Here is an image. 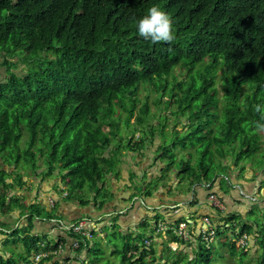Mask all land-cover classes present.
I'll return each instance as SVG.
<instances>
[{"label": "trees", "instance_id": "trees-1", "mask_svg": "<svg viewBox=\"0 0 264 264\" xmlns=\"http://www.w3.org/2000/svg\"><path fill=\"white\" fill-rule=\"evenodd\" d=\"M0 53L5 66V77L0 81V152L11 145L18 148L26 129L31 138L28 150L32 165L36 171L39 162L38 168L44 169L40 180L46 181L44 176L53 174L50 185L61 192L66 190L69 200L77 199L85 205L89 200L84 199V189L95 199L99 195L103 200L113 196L105 187V176L117 173L116 157L121 159V154L115 151L104 126H115L112 115H116L119 101L120 106L130 108L126 116L130 119L139 100V85L148 84L156 93H165L169 83L157 86L153 79L170 74L176 65L183 67L191 79H173L167 102L177 104L181 112L190 109L188 126L196 118L198 125L168 146L162 148L159 143L155 155L160 159V176L165 168L176 171L169 148L184 149L186 139L200 155L198 170L187 160L177 171L188 186L202 180L213 183L217 176L209 178L211 170H219L227 184L231 179H244L247 169L252 170L253 178L259 171L264 173V0H0ZM13 57L27 66L26 72L9 67L14 65L9 60ZM217 66L220 87L213 84ZM149 115L144 102L136 124ZM149 132L153 138V129ZM160 134L164 135L163 129ZM22 157H27L26 153L18 152L16 163ZM0 159L10 164L2 156ZM10 173L0 170V187L10 191L16 181L25 184L19 171H14L18 175L13 184L6 183ZM260 182L264 184V179ZM134 184V197L139 199L143 198L139 194L151 195L158 187L156 181L149 187L139 180ZM73 190H79V194ZM8 194L0 191V226L6 225L3 218L13 208H20L26 213L27 226L9 231L14 245L20 242L27 253L34 251L35 255L49 251L38 262L19 253L21 264H58L52 258L57 255L53 251L59 242L27 231L33 226L32 215L35 219L55 216H42L34 205ZM208 202L215 212L222 213L217 218L203 217L209 220L216 237L225 228L232 226L233 230V238L226 235L224 241L219 239L220 249L225 251L223 263L260 250L258 264H264V212L246 219L252 208L243 216L239 212L224 213L225 209ZM83 218L92 220L83 215L67 221ZM179 222L186 223L187 238L175 232ZM165 223L156 219L152 225L156 232L167 230L160 253L168 251L171 258L166 256L162 261L158 257L150 242L156 232L149 230L146 238L125 237L123 246L111 249L112 256L121 255L117 264H182L184 259L188 264H212L208 245L213 241L203 240L202 223L197 233L196 224L190 226L185 219ZM165 226L166 230L160 229ZM63 231L78 243L76 256L85 251L87 264L113 263L111 258L100 261V247L91 241L93 231L87 230L90 237ZM244 234L246 244L238 246L237 240ZM173 243L176 248L170 246ZM10 254H0V264H16L14 253Z\"/></svg>", "mask_w": 264, "mask_h": 264}, {"label": "rangeland", "instance_id": "rangeland-1", "mask_svg": "<svg viewBox=\"0 0 264 264\" xmlns=\"http://www.w3.org/2000/svg\"><path fill=\"white\" fill-rule=\"evenodd\" d=\"M1 54V53H0ZM9 60H11L14 65H10L9 67H11L13 69V71H16L18 73L21 72H26V68L27 66L22 64V62L17 58V57H13V58H9ZM4 64L2 63L1 60V55H0V81H3L4 77H5V66H3ZM199 65L195 66L198 67ZM203 66V65H202ZM220 76H221V71L218 69V66L216 67V72L214 74V82L213 84L215 86L220 87L219 84V80H220ZM173 79L179 81V80H190L191 77L188 76V74H186V71L183 67L178 66L175 69L172 70V72L168 75H165L162 78L156 77L154 80V82L157 84V86L160 85H166L167 82V87L165 88L164 92L165 93H156L155 91L152 90V88L150 87V85L148 84H141L138 86V90L136 92V96L138 97V102L136 103V107L133 111L132 116L129 118H127V114L130 110V108H126V107H122L121 105V101H118V97H115V113L116 115H112L113 119H114V127H106L104 126V132L108 133V136L112 138V145L114 148H116V152L121 154V159L119 157H116L119 162L117 161V168H122V162H123V157L122 156H126L127 158L129 157V155H134V153L130 154L128 153V149L130 148V150H134L138 152V149L142 146L143 148H146L147 145H149L150 149L147 150L148 153L145 152L146 155H143L144 158V166H142V163H139V165L141 166V171L136 172L137 174V178H132L130 177V180L135 183L138 180L140 181V184L144 187H149L151 186V184H153L155 181L159 187L160 184H162L163 182H172V179L174 177L175 174H177V171L180 170V167H182V164L184 162H186L187 160H189V163L191 165H193L194 169H197V163L200 160V155L199 153H197L195 151V146H193L190 142V140L186 139L184 142L185 148L182 149L181 146H176V147H172L170 146L169 151L171 152V154L173 155V159L175 161L174 166L172 167V169L176 170L173 171L171 169L165 168V174H162L160 176V171L158 168V166H156L159 163L158 156L155 155L156 153V149L157 146L160 144H162V148L166 145L168 146L169 144H171L172 140H175V138H180L183 137V133L185 131L191 130L192 128H194L195 126L198 125V119H193V125H191L192 127H188L189 121H188V117L190 115V109H187L186 111H179V107L177 104L173 103H168L167 99H169V92H170V88H171V83H173ZM153 82V83H154ZM155 88V87H154ZM126 96H129L127 93L125 94ZM181 94H179L180 96ZM177 97L175 96V99ZM144 102H147L148 108H149V112L150 115L147 119L142 120L138 125L136 124V115L139 112V108L143 105ZM130 103V100H127V104ZM179 115V117L181 118H177L176 116ZM153 129L154 135L153 138H151V134H150V130ZM163 129L164 130V135L160 134V130ZM176 131V132H175ZM164 139L166 141H164ZM30 135L28 134L27 130L25 129L23 131V133H21V139L18 142V148H16L14 145L8 146L7 149L5 151H1L0 152V156L3 157V159H7L5 160L6 162L10 163V164H3V160L0 159V170L4 169L7 170L8 172H11L10 174H8L5 181L8 184H13L15 181V176L16 174L18 175V173H14V171H19L20 174H22V180L25 182L24 185H22L21 183L17 184L16 182L14 183L13 189L10 191H6L2 186L0 187V191L1 192H9V196L14 195L18 198H20L22 200L23 203H25L26 205H34L35 209L37 211H39V213L42 216H45V214H49L55 217H51V218H46L45 220L49 221L48 223L56 224V221L58 216L57 212H58V206L56 205H52V203H48L50 200L46 199L45 196V191H43V184L46 183V185H50L52 182L51 179L54 178V175H42L44 176V178L46 179V181H41L40 180V175L41 172L44 170L43 168H38L39 166V162H37V166L36 171L32 165V158H31V153L29 152V143H30ZM159 142V143H158ZM40 144V142H39ZM179 145V144H177ZM130 146V147H129ZM192 152L191 154H189L188 152ZM18 152L20 154H24V152L26 153L27 157H22L21 160L19 161V163H16V156L18 154ZM114 153V150H113ZM114 153L113 156H115ZM170 154V153H169ZM37 157V156H36ZM190 159H189V158ZM45 158V156H44ZM136 160V158H135ZM205 162H208V159L205 160ZM140 166L138 167L137 170L140 169ZM150 166H152V168H150ZM15 167L17 168V170H15ZM161 167V166H160ZM249 167L248 164L246 165V168ZM156 170L157 171V176L153 175V173L151 172V170ZM127 170H131L133 171L132 167L128 165ZM147 170H149L151 177L147 178L145 176ZM258 171V170H257ZM129 172V171H128ZM130 173V172H129ZM131 175V173H130ZM219 175V176H218ZM159 176V177H158ZM209 178H214L215 176L219 177L220 182L222 183V186L225 188L227 182L225 181L224 177L221 176V172L218 171H210L208 174ZM258 177L253 178L251 175V178L245 179V183H251L253 182V189H256L255 192H248L246 193L247 196H243V204L241 208V211L244 213L245 215L247 214V212L252 208L253 212L250 214H247L246 219H251L254 218L256 215H262V213L264 212V209H260V207L264 208V184L262 182H260L262 179H264V173L259 171L258 172ZM156 177V178H155ZM155 178V179H154ZM109 179V175L105 176V180ZM137 179V180H136ZM153 180V181H152ZM13 181V182H12ZM11 182V183H10ZM186 182H188L186 179H183V184L186 185ZM109 186V185H108ZM25 187L27 188V190L30 193V197L31 199H28L27 197L22 196L21 194H16L17 192L23 191L25 189ZM52 187H54V185H52ZM178 187V185L176 186ZM3 188V189H2ZM151 188V187H150ZM153 189V188H151ZM16 190V191H14ZM50 190V189H49ZM70 192H72V188L69 189ZM68 190V191H69ZM84 194L85 196H90L91 193L87 190L84 189ZM139 190V189H138ZM79 190H73L74 194H79L78 192ZM243 192V190H242ZM59 194H61L60 191H58ZM244 193V192H243ZM67 194L66 190L64 192H62V196L65 197ZM34 198V199H33ZM136 198V197H135ZM134 198V199H135ZM137 200V199H136ZM258 205H260L258 207ZM21 213L22 210H21ZM244 215V216H245ZM18 217V216H17ZM42 219V217H39ZM37 218V219H39ZM243 218V217H242ZM32 223L35 220L34 215H32ZM40 219V220H41ZM53 219V220H52ZM202 219V218H201ZM241 219V218H240ZM238 218L237 223L240 220ZM206 221V220H205ZM243 221V219L241 220ZM263 222H264V218H263ZM235 223V222H234ZM221 226H223V222L219 223ZM236 224V223H235ZM99 226V225H98ZM58 227V226H57ZM35 228V227H34ZM60 228V227H58ZM15 227H13L12 230H14ZM105 231L108 233V238L112 241L109 242L111 243L114 248H120L121 247V242L122 240L117 236V235H113V232L110 231V229L104 228ZM35 233L38 234L37 229L35 228ZM27 231H29L27 229ZM42 232V231H40ZM18 234H22L21 231H18ZM51 235V231L49 230V232H46V236ZM228 235L229 237L233 238V230H232V226L229 228H225L223 231L221 230V235L216 237V232H214V235L209 237V238H204L203 236V240L206 242H212V245H208L209 247H211V261L212 264H225V261L223 263L224 260V254L225 251L220 249V245H219V239H221L220 241H224L225 240V236ZM11 236V235H9ZM6 237V243L8 246V249H10V251H12L13 257H14V261L16 262V264L19 263V261L21 260L19 258V253L22 254L25 258L27 259H34L36 261V255L34 253V251H32L31 253H27L23 247L22 244L19 242L17 244L18 250L16 249V245H14V243L12 242L10 237ZM216 237V238H215ZM91 241H93L95 243V245H98L100 247V252L101 254L98 255L100 261L106 260L108 258H111L112 253H111V249L112 247L108 244V239L105 240L103 239V237H101L99 232H96L94 234V236L92 237ZM72 246L76 245V243H71ZM174 246V245H173ZM76 248V247H74ZM257 248V246H253V249ZM62 250V246L59 245L58 249L56 251H53V253L58 254L60 251ZM221 253L223 255H221ZM260 250L256 253V251L253 252V254L248 253V254H243L241 257H237L234 260L230 259V260H226V262L230 263V264H258V261H260L258 258L260 257ZM93 256V253L90 254V257ZM113 256L116 257L115 262L120 261L121 255H119V253H115ZM164 257H169V252L166 251L163 254ZM159 257V256H158ZM40 259V258H39ZM39 261V260H38ZM36 261V262H38ZM182 264H188V262L184 259L182 260Z\"/></svg>", "mask_w": 264, "mask_h": 264}, {"label": "crops", "instance_id": "crops-1", "mask_svg": "<svg viewBox=\"0 0 264 264\" xmlns=\"http://www.w3.org/2000/svg\"><path fill=\"white\" fill-rule=\"evenodd\" d=\"M148 149H150L149 145L141 149L142 151L139 153L129 155L128 158L125 155L122 156V168H118L117 173L113 172L106 175H109V179L105 180V187L113 195L109 198L103 200V197L100 195L96 199L94 194L90 196L84 195V199L87 198L89 202L82 205L79 200H69L62 196L60 190H55L51 185H46V183H44L43 191L46 193V199H53L55 201L54 205L57 204L58 206L57 214H60L58 217L63 220L70 221L82 217L83 215L91 217L92 221L86 223V228L93 231V235L99 232L103 239H108V244L112 249H114V246L109 243L112 241L107 237L108 233L104 228L110 229L113 235H117L122 240L121 246L124 245L125 237L137 239L138 235H142L143 238H146L149 235V230L154 229L152 224L156 219L158 221H164V223L166 222L165 224L185 219L190 226L191 224H196L197 228L195 231L197 233V229L202 223V219L205 215H210L215 218L222 216V213L218 214L208 204L207 196L209 192H216V196L222 200L219 199L225 206L224 213L239 212L241 215H245V212L243 213L241 211V208H243V196H247L246 193L255 192L256 190L253 189V182L250 184L245 183V179L252 175L251 169L246 170L244 179H239V181L231 179V182L235 183V185L233 186L232 183H228L226 184L227 188L222 186L219 177H216V179L213 178L215 179L213 183H211V181L207 182L202 180L201 182L194 183L192 186H188V182H186V185L183 184V180H180L178 175L175 174L172 182H163L159 187L152 190L151 195L145 196V194H139V196L144 198H140L142 201L134 199L136 193H133V190H135L133 185L136 184L130 180V177L133 178L135 176L134 178H137L136 172L143 169L139 163H142V166L146 165L144 164L145 157L143 155H146L145 152L148 153ZM133 152L137 151L129 150L128 153L132 154ZM128 165L132 167L133 171L127 170ZM139 166L140 169L137 170ZM156 166L160 168L161 165L158 163ZM150 168H152V166H150ZM149 172L150 171L147 170L145 174L147 178L151 177ZM151 172L153 175H157L156 170L153 169ZM59 181L58 179L57 182L59 183ZM210 184H212L211 187H209ZM177 185L178 187H176ZM58 191H60L61 194H59ZM16 194H21L28 199L32 197L26 187L23 191L17 192ZM132 196L133 199L131 198ZM25 215L26 213H21V209L16 207L3 218L6 225L4 227L0 226L1 255H11L10 249H8L6 243V237L11 235L9 231H11L13 227L21 229L27 226V218ZM49 221L45 220L44 217L41 220L35 219L28 233L37 234L35 233V228L37 232L39 231L38 234L42 235H46V232L48 233L49 230L51 231V235L48 236L49 239L59 242L62 246V250L52 258V261H56L58 264H87L85 251H82L81 254L76 256L74 247L71 245V238L66 235L65 231L58 228L55 223H48ZM145 224L147 225L145 226ZM201 228H203V224H201ZM166 231L161 233L159 231H154L156 232L155 236L150 240L156 248V254L163 258L162 261L165 258L160 252L162 251L164 241L167 239ZM9 237L11 238V236ZM15 247L18 250L17 245ZM186 250H188V248ZM111 259L113 260L112 264H114L116 258L111 256ZM19 263L21 264L22 261ZM117 263L118 262H115V264ZM43 264H50V262H44Z\"/></svg>", "mask_w": 264, "mask_h": 264}, {"label": "built area", "instance_id": "built-area-1", "mask_svg": "<svg viewBox=\"0 0 264 264\" xmlns=\"http://www.w3.org/2000/svg\"><path fill=\"white\" fill-rule=\"evenodd\" d=\"M207 199L210 201V203L214 207L221 209V210L224 209L223 203L217 198V196L215 194L210 193L208 195ZM50 203H52V200H50ZM55 221H56V223H58L59 227L63 228L64 230H72L75 233H80L81 235H84L87 237L91 236L90 233L86 230V226H85L86 223H89L90 220H88L86 218L80 219V220L75 221L73 223L65 222L62 220H55ZM204 222H205V224H204L203 228L201 229V234L204 238H209V237L214 235V229L211 228L212 226L210 225L209 220L207 218H204ZM160 229L166 230V226L161 227ZM157 231H158V229H157ZM175 232L178 235H181L183 238H187L188 237V230H187L186 223L185 222H179V224L175 228ZM246 238H247V236L244 234L241 238L238 239V244L239 245H245L246 244ZM73 243H76V245H74V247H78V243L76 241H74ZM48 253H49V251L36 254V256H35L36 261H38L42 257L46 256V254H48Z\"/></svg>", "mask_w": 264, "mask_h": 264}, {"label": "clouds", "instance_id": "clouds-1", "mask_svg": "<svg viewBox=\"0 0 264 264\" xmlns=\"http://www.w3.org/2000/svg\"><path fill=\"white\" fill-rule=\"evenodd\" d=\"M176 67H178V65H176L175 67H174V69L176 68ZM170 73V72H169ZM163 75H165V78H166V74H163ZM146 117V119L149 117V116H145ZM193 121V120H192ZM188 127H192V126H188ZM185 132H187V131H185ZM159 143V142H158ZM129 150L130 149H128V152H129ZM130 151H134V150H130ZM140 151H142V150H140V149H138V152H133L134 154H137V153H139ZM50 200H52V205H54L55 204V201L53 200V199H50ZM49 203H50V201H49ZM51 204V203H50ZM224 209H225V206H224ZM224 209H222V210H224ZM221 210V209H220ZM57 220H60V219H57ZM62 221H65V222H69V221H67V220H62ZM90 221H92V220H90ZM202 224H203V226H204V224H205V222H204V218L202 219ZM75 222V221H74ZM71 223H73V222H71ZM56 225L59 227V225H58V223H56ZM60 229H62V230H64L63 228H61L60 227ZM202 229V228H201ZM201 229H200V233H201ZM86 230H88L87 228H86ZM73 243V242H72ZM174 245V246H173ZM237 245L239 246V244H238V240H237ZM170 246L171 247H173V248H176V245L173 243V244H170ZM74 247V246H73ZM77 248V247H76Z\"/></svg>", "mask_w": 264, "mask_h": 264}, {"label": "bare ground", "instance_id": "bare-ground-1", "mask_svg": "<svg viewBox=\"0 0 264 264\" xmlns=\"http://www.w3.org/2000/svg\"><path fill=\"white\" fill-rule=\"evenodd\" d=\"M136 199H139V198H136ZM140 201H142L141 199H139Z\"/></svg>", "mask_w": 264, "mask_h": 264}, {"label": "water", "instance_id": "water-1", "mask_svg": "<svg viewBox=\"0 0 264 264\" xmlns=\"http://www.w3.org/2000/svg\"><path fill=\"white\" fill-rule=\"evenodd\" d=\"M137 179H138V178H137ZM137 179H136V180H137Z\"/></svg>", "mask_w": 264, "mask_h": 264}]
</instances>
